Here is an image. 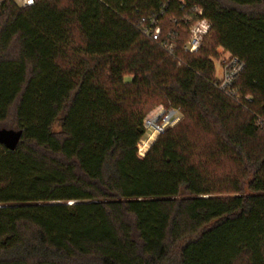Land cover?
<instances>
[{
  "label": "trees",
  "instance_id": "1",
  "mask_svg": "<svg viewBox=\"0 0 264 264\" xmlns=\"http://www.w3.org/2000/svg\"><path fill=\"white\" fill-rule=\"evenodd\" d=\"M156 103L180 119L139 157ZM0 128V264H264V0L6 1Z\"/></svg>",
  "mask_w": 264,
  "mask_h": 264
},
{
  "label": "built area",
  "instance_id": "2",
  "mask_svg": "<svg viewBox=\"0 0 264 264\" xmlns=\"http://www.w3.org/2000/svg\"><path fill=\"white\" fill-rule=\"evenodd\" d=\"M6 1H12L18 7H29L41 0H0V11L2 5ZM202 11L200 9L195 11V17L193 20L189 19L190 25L188 28V38L183 45V49L187 52H195L199 49L203 38L209 33L211 23L204 17L201 16ZM140 33L153 40L158 41L161 34V26L157 15L141 16L137 22ZM163 47L171 52L172 47L167 43L163 44ZM221 77L216 80V87L229 96H235L233 90V81L235 77L242 71L243 63L235 56L228 54L221 60ZM180 119V113L174 108H165L162 104L156 106L151 110L143 119V128L150 130L151 134L157 136L163 133L166 129L175 125ZM145 151L142 153L144 156Z\"/></svg>",
  "mask_w": 264,
  "mask_h": 264
},
{
  "label": "rangeland",
  "instance_id": "3",
  "mask_svg": "<svg viewBox=\"0 0 264 264\" xmlns=\"http://www.w3.org/2000/svg\"><path fill=\"white\" fill-rule=\"evenodd\" d=\"M216 51H217V53H218V56H216V57H213L212 58V61H213V65H214V79L215 80H218L220 77H221V74H222V70H221V60L225 57V56H228V53L227 52H224L221 48H216ZM161 103H156V104H154L151 108H150V110L148 111V113L151 111V110H153L156 106H158V105H160ZM147 113V114H148ZM175 126V125H174ZM145 130V132H144V134H143V136H142V138L140 139V140H142V139H145V138H147L149 135H151V132H150V130H147L146 128L144 129ZM156 137H157V135L156 134H153V137H152V140H151V142H150V144L148 145V146H143L142 144H141V142L139 141L138 142V145H137V153H138V156L139 155H142V153L145 151V149H148L149 148V146L153 143V141L156 139ZM139 157H141V156H139Z\"/></svg>",
  "mask_w": 264,
  "mask_h": 264
},
{
  "label": "water",
  "instance_id": "4",
  "mask_svg": "<svg viewBox=\"0 0 264 264\" xmlns=\"http://www.w3.org/2000/svg\"><path fill=\"white\" fill-rule=\"evenodd\" d=\"M22 130L0 128V143L8 150H14L21 137Z\"/></svg>",
  "mask_w": 264,
  "mask_h": 264
},
{
  "label": "bare ground",
  "instance_id": "5",
  "mask_svg": "<svg viewBox=\"0 0 264 264\" xmlns=\"http://www.w3.org/2000/svg\"><path fill=\"white\" fill-rule=\"evenodd\" d=\"M153 134L149 135L147 138L139 140L143 146H148L152 140Z\"/></svg>",
  "mask_w": 264,
  "mask_h": 264
}]
</instances>
